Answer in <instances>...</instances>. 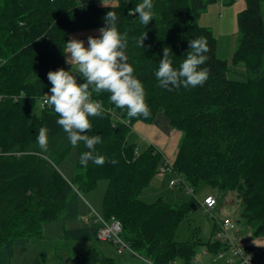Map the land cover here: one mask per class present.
<instances>
[{"label":"trees","instance_id":"16d2710c","mask_svg":"<svg viewBox=\"0 0 264 264\" xmlns=\"http://www.w3.org/2000/svg\"><path fill=\"white\" fill-rule=\"evenodd\" d=\"M262 1L246 0L236 17L238 39L231 63L255 76L239 82L228 79L227 62L217 58L214 35L198 24L216 0H153L155 17L147 26L128 11L142 0H117L115 5L95 0H0V264H10L14 247L42 239L44 223L76 219L80 196L102 180L107 182L102 217L121 225L120 238L137 255L155 264H190L200 246L215 254L226 251L221 241L175 240L179 225L196 206L193 198L181 205L140 199L166 159L155 147L139 150L129 138L136 123L150 125L159 113L181 133L171 164L187 188L193 195L201 186L236 193L243 224L264 238ZM109 11L117 14L118 30L126 34L125 55L144 85L151 115L129 118L126 109L109 101L108 92L90 89V98L102 102L103 114L89 117L88 135L102 137L94 155H103L105 163L89 161L85 167L79 163L81 153L88 151L83 142L72 146L56 123L54 109L39 103L50 87L47 73L65 68L63 49L71 34L105 26ZM144 35L142 48L138 41ZM199 37L207 40L208 59L201 65L209 69L206 82L188 89L161 88L153 72L163 49H171L178 67L190 50L189 40ZM41 127L48 129L46 150L37 143ZM73 149L74 173L67 180L58 165ZM97 231L98 226L88 224L64 230L62 238L96 241ZM259 249L264 253V247ZM72 264L116 261L93 247L76 252Z\"/></svg>","mask_w":264,"mask_h":264},{"label":"clouds","instance_id":"9594fccd","mask_svg":"<svg viewBox=\"0 0 264 264\" xmlns=\"http://www.w3.org/2000/svg\"><path fill=\"white\" fill-rule=\"evenodd\" d=\"M103 2V0H102ZM153 0H142L129 14L145 26L155 17ZM105 26L98 29V36H89L87 47L85 41L73 38L65 43L63 52L65 64L76 71L60 68L47 73L50 84L45 103L51 106L58 115L56 123L67 133V139L72 146L83 142L88 151L82 152L79 163L88 166L89 161L96 165H103L105 157L95 154V145L102 142L99 135H88L91 129L89 117L103 114L102 102L91 99V92H108L109 101L115 107L127 110L129 118L142 116L147 119L150 108L146 103V92L142 81L134 75L133 67L128 63L125 55L127 47L126 34H122L117 27L118 17L113 11L107 12ZM146 35V33H145ZM144 38L138 41L144 47ZM190 50L183 55L185 58L178 67L174 66L171 49H163V58L159 60L154 70L158 84L167 91L178 88H195L202 86L208 79L209 69L201 67L207 61V40L199 37L189 40ZM78 80H83L79 83ZM37 143L41 149L48 146V129L41 127L37 136ZM116 163V161H112Z\"/></svg>","mask_w":264,"mask_h":264},{"label":"rangeland","instance_id":"374dc122","mask_svg":"<svg viewBox=\"0 0 264 264\" xmlns=\"http://www.w3.org/2000/svg\"><path fill=\"white\" fill-rule=\"evenodd\" d=\"M95 2L100 3L101 5H115L117 0H103V2L102 0H95ZM231 4L232 3L230 2L227 5ZM210 7H218V4H211L207 6V9ZM261 7L264 21V0L262 1ZM207 9L201 15L202 20L198 22L201 27L208 22L204 16L208 13ZM98 29L99 28L77 31L72 33L70 37L71 39L76 38L85 41V47H87L88 37L98 36ZM222 36V46L217 53V58L227 62L228 79L245 82L247 79L255 78L254 74H251L243 65H233L231 63L233 52L237 46L238 32L236 34L237 38L233 40L232 43L231 40L228 41L229 36ZM65 70L75 72L76 66H73L72 68L70 65L65 64ZM262 70H264V66L261 71ZM81 81L82 80H78L79 83H81ZM180 139L181 133L176 149H178ZM129 141L135 142L132 135L130 136ZM138 144H140V142H138ZM75 159L76 150L73 149L58 165L59 171L67 180H71L73 176ZM175 180H177V176L174 173L158 174L149 186L142 191L140 199L146 204H151L156 200L161 199L169 204L178 205L187 203L191 198L194 199L196 208L194 210L191 208L183 222L179 225L175 235L176 241H198L202 244L206 243L207 240L214 242V229L216 228V225L218 227L219 223L224 219H230L235 224V228L228 232V236L233 244L242 247H264V238H258L251 228L243 224L240 217V203L236 193H224L208 186H201L195 190L194 195L191 196L183 191L180 184L171 186L170 181ZM106 188L107 182L102 180L97 183L93 190L83 193L80 196L81 211L76 219L65 221L56 220L44 223L42 226L43 238L33 239L26 245L14 247L10 264H33L35 261H38L40 264H72L73 256L76 252H85L93 247L100 250L103 255L113 258L116 261V264H145L143 259L138 257V255L132 254L128 250L118 252L115 245L110 243L101 242L99 240L89 242L70 241L62 238L64 230L85 226L84 219L89 216L90 209L102 216V200ZM209 195L216 200V205L211 213L205 212L202 206L204 198ZM204 253L205 246L203 245L197 249L195 259L197 261L202 260L209 264H226L231 258L229 251H223L218 254L213 252Z\"/></svg>","mask_w":264,"mask_h":264},{"label":"crops","instance_id":"0c3cea01","mask_svg":"<svg viewBox=\"0 0 264 264\" xmlns=\"http://www.w3.org/2000/svg\"><path fill=\"white\" fill-rule=\"evenodd\" d=\"M245 1L246 0H216L218 7H210L207 9L208 13L204 16L208 22L202 27L210 29L214 35L217 43L216 54L222 46V35L229 36L228 41L231 40V43L237 38L236 17L238 13L244 10ZM230 2L232 4L227 5ZM201 20L200 16L199 22ZM131 135L136 143L140 142V144H138L139 150H144L152 146L159 150L165 159L173 161L177 151L176 148L180 133L174 131L170 127L169 122L162 113H159L150 125L136 123L133 126Z\"/></svg>","mask_w":264,"mask_h":264},{"label":"built area","instance_id":"2783aa9c","mask_svg":"<svg viewBox=\"0 0 264 264\" xmlns=\"http://www.w3.org/2000/svg\"><path fill=\"white\" fill-rule=\"evenodd\" d=\"M177 184V182H176ZM182 189L189 195L193 196V193L184 183H181ZM216 205V200L212 196H207L202 202L204 211L209 213ZM88 217H85V225L93 224L98 226L96 238L102 242L112 243L117 248L118 252L123 249H128L127 245L121 241L119 234L121 232V226L119 224H111L113 219L106 221L102 216L95 213L90 209ZM93 218V219H91ZM235 228V224L230 219H224L219 226L216 225L215 241H221L226 247V251H229L231 258L226 264H264V253L259 247H246L237 246L232 243L228 236V232ZM224 237V239H223ZM206 253V251H205ZM204 253V254H205ZM222 253V252H220ZM141 257V256H140ZM145 264H155L148 258H143ZM167 264H182L179 260L170 261ZM190 264H209L202 260L197 261L193 259Z\"/></svg>","mask_w":264,"mask_h":264},{"label":"bare ground","instance_id":"6f19581e","mask_svg":"<svg viewBox=\"0 0 264 264\" xmlns=\"http://www.w3.org/2000/svg\"><path fill=\"white\" fill-rule=\"evenodd\" d=\"M45 99L46 98H43V99H41V101H40V106L41 107H45V106H48L44 101H45ZM135 155H138V148H136V150H135ZM165 173H169V174H175L176 176H177V180H175V181H170V185L171 186H175V185H178V184H180L181 185V183H184L185 184V180H184V178L181 176V175H178V174H176L175 173V171H174V169H173V167H172V164H171V161H169V160H165V162H164V164L163 165H161L160 167H159V174H165ZM176 182H177V184H176ZM193 193V192H192ZM193 207V206H192ZM193 208H195V207H193ZM214 210V208L209 212V213H211L212 211ZM106 220V219H105ZM107 221V220H106ZM119 224L117 221H115V220H113L112 222H111V224ZM120 225V224H119ZM121 226V225H120ZM120 234H121V232H120ZM120 234H119V238H120ZM121 239V238H120ZM100 241V240H99ZM121 241H122V239H121ZM102 242V241H101ZM123 242V241H122ZM106 243V242H105ZM124 243V242H123ZM126 244V243H125ZM127 245V244H126ZM127 248L128 249H123V250H128V251H130L132 254H135V255H137L136 253H134L133 251H131V249L128 247V245H127ZM123 250H121V251H123ZM138 257H140L139 255H138Z\"/></svg>","mask_w":264,"mask_h":264},{"label":"water","instance_id":"95a60500","mask_svg":"<svg viewBox=\"0 0 264 264\" xmlns=\"http://www.w3.org/2000/svg\"><path fill=\"white\" fill-rule=\"evenodd\" d=\"M193 210L195 209V208H192Z\"/></svg>","mask_w":264,"mask_h":264}]
</instances>
